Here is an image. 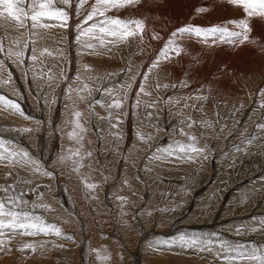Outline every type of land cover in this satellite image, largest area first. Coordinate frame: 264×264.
<instances>
[{
    "label": "bare ground",
    "instance_id": "1",
    "mask_svg": "<svg viewBox=\"0 0 264 264\" xmlns=\"http://www.w3.org/2000/svg\"><path fill=\"white\" fill-rule=\"evenodd\" d=\"M94 3L87 0L79 10L78 0L71 7L58 4L69 12L67 27L45 19L42 23L51 27L33 29L30 20L18 26L6 16L0 17V61L4 62L0 66V94L22 110L20 114L0 103V140L4 141L0 146L21 144L35 162L24 164L20 155H3L0 184H18L14 194L24 193L29 210L59 227L62 239L64 235L71 237L67 244L63 243L66 238L42 243L3 231L0 264H21L13 260L16 247L32 255L30 264L38 263L36 257L41 256H56L47 259V264H122L117 259L122 248L132 264H224V258L235 257L236 252L221 249L219 240L230 246L244 245L241 251L257 248V254L264 255V225L253 205L256 195L264 193V130L258 127L264 124V95L258 94L264 88V16L246 17L241 6L228 0H139L106 15L143 21L142 36L127 40L109 37L113 40L108 44L110 51H94L77 41L78 25L83 24ZM239 19H247L251 28L244 43L232 45L217 39L213 45L211 37L205 43L187 34L171 36L188 25H221L240 31L226 23ZM170 38L181 52L169 51L165 59L159 52ZM81 40L99 43L90 35ZM17 48L23 53L20 59ZM157 60L158 66L152 68ZM107 72L114 73H109L110 77ZM98 83L106 85L99 84V89ZM85 84L88 88L81 90ZM103 89H111V94ZM93 99L103 101L104 106L94 104ZM116 99L121 107L109 108ZM89 104H94L93 109ZM75 111L82 113L80 122L86 129L76 130L83 137L79 143L69 135L75 128ZM188 118L196 122L191 128ZM9 132L18 135L9 136ZM201 134L208 135L209 143L215 141V145L198 146L189 140V135L201 140ZM177 141L202 147L207 158L209 150L216 151L210 156L214 172L207 170V163L200 164L204 169L200 174H208L206 179L196 176V167L187 175L190 167L185 162L157 151L170 144L178 149ZM76 152L79 155L73 154ZM153 154L165 158L150 159ZM188 156L200 160L202 154L189 152ZM233 163L242 167L236 174L231 170ZM38 170L51 173L47 182L40 179L36 183H45L42 190L28 183L30 173ZM212 174L214 179H210ZM183 175L186 177L179 178ZM242 179L253 181L256 189L250 192ZM88 184L96 187L90 189ZM114 190L117 198L110 197ZM7 196L0 192L5 200ZM32 204L47 205L50 210H33ZM155 234L161 238L153 245L146 244V237ZM177 235L211 238L217 245H211V252L200 251L198 246L184 249L172 242ZM28 244L35 251L26 248ZM127 258L124 264H129ZM236 259L235 264L255 261ZM42 260L39 264L46 263Z\"/></svg>",
    "mask_w": 264,
    "mask_h": 264
},
{
    "label": "snow or ice",
    "instance_id": "2",
    "mask_svg": "<svg viewBox=\"0 0 264 264\" xmlns=\"http://www.w3.org/2000/svg\"><path fill=\"white\" fill-rule=\"evenodd\" d=\"M87 0H78L77 9L81 8ZM139 0H95V3L91 5V11L88 12L83 19V24L78 25L79 35L77 36V41L81 43L82 47L90 48L94 51L98 49L104 48L110 51L108 48V44L112 43L113 40H109L111 37L113 39L127 40L129 37H134L137 34L142 36L143 33V21L141 20H123L116 17L107 16L106 13L111 9L123 8L128 5H133L138 3ZM230 4L241 6L246 14V17H252L254 15L264 16V0H228ZM75 3V0H42V2L36 3L35 0H0V17H7L12 21H15L18 26H24L27 20L31 21V27L33 29L37 27H51L50 24L42 23L43 20L56 21L58 26L67 27L69 20V12L64 8L57 6L58 4H63L65 6L71 7ZM197 11H204V9H197ZM97 17H103V19H96ZM89 21H92L89 24ZM227 24L234 25L236 28L240 29V31H232L229 30L226 26L221 25H212L209 27H201V26H193L188 25L181 27L174 31L171 36L174 37L177 33L187 34L189 37H196L198 39L203 40L205 43L208 42L209 37L213 38V45L216 44L217 39L220 42L228 43L235 45L237 43H244L249 40V33L251 32V28L249 26L247 19H239V20H231L226 22ZM84 25H87L85 27ZM85 35H90L91 37L97 39L99 41L98 44H93L88 41H82L81 37ZM155 38V37H154ZM0 51H3V44L0 42ZM169 51H175L177 55L180 54L181 48L175 46V41L173 39H168L159 52V56L165 59H168ZM18 56L23 55V53H18ZM35 59V57H33ZM3 62L0 61V64ZM159 61H154L152 64V68L157 67ZM87 67V66H85ZM145 80L147 77H144ZM159 88L160 85L158 84ZM164 87H168V85H164ZM88 86L85 84L83 89L86 90ZM102 91H106L111 94V89H103ZM140 92H144V86H140ZM147 95L148 93H144ZM259 95H264V88H261ZM83 99V97H81ZM197 99H207V97H197ZM0 103H3L6 107H11L16 111H20L19 105L15 102L6 99L4 96H0ZM94 104H100L104 106L103 101L96 100ZM94 104H89L88 108L91 110L94 107ZM109 108L115 107L120 108L121 103L118 99L114 100L112 104L108 105ZM188 107V105H185ZM264 107V104L261 105ZM22 114V113H21ZM93 115L95 113L93 112ZM150 115V114H149ZM74 116L76 117L73 122L75 125L74 131L70 133L71 137H76L77 142L83 139L82 136L78 134L76 130L79 132H84L86 129L82 126L80 122V118L82 113L80 111H75ZM101 119H104L101 117ZM187 123V126L191 128L195 121H191ZM181 123H185V121H181ZM115 127V125H113ZM258 127L264 130V124L258 125ZM25 131H29L26 129ZM181 134L183 133L182 129H178ZM188 135V134H185ZM140 139L143 140L144 137L141 135ZM151 139V137H149ZM189 140L195 141L196 138L194 136L189 135ZM251 140H249V143ZM4 141L0 140V144H3ZM177 145L179 152L189 153V152H202L203 149H199L194 147L193 144L181 145L179 142H175ZM71 151V150H70ZM158 152L166 154V156H176L177 159L181 158L176 154L173 145H169L166 148H158ZM74 155H79L78 152L73 153ZM12 156L20 155L23 163H35L31 161L29 157V153L27 151H21L20 153H12ZM87 155H91L88 153ZM71 157H62L61 159H70ZM150 159H162L165 157L157 156L153 154ZM189 158H191L189 156ZM5 157L0 155V160H4ZM16 163H20V161H16ZM74 164L79 163V161H73ZM78 170V169H76ZM46 175H51V173H45ZM11 173H8L7 176H10ZM6 176V178H7ZM88 188L96 187L93 184H88ZM17 191L15 185H0V192L4 193H12L8 195L7 200L0 197V235H3V230L9 229L12 233H16L19 231L22 235L28 236H37L40 234L49 235L50 233L55 234L56 236H61V229L54 224L46 223L43 217L35 215L34 211H30L28 204L29 202L25 200L24 193L21 191L19 195H15L14 193ZM121 200L125 198L120 197ZM6 204L10 205V207L6 208ZM24 205V207H21ZM31 209H35L37 207H44L46 210H50V206L47 205H36L32 204ZM264 224V221H261ZM255 230V229H253ZM239 231V230H238ZM66 239H71V237H64ZM179 241L182 247H195L198 246V250L200 251H212L211 245L214 241L211 238L201 239L199 237H185L184 235L179 237ZM3 244V241H0V245ZM221 249L226 252H236V256H226L224 259L231 262L236 258L240 259H250L259 261L260 264H264V255L257 254L259 249L252 248L251 251H241L244 248V245L237 244L235 246H230L226 240H219V245ZM26 248H30L35 251V247L31 244L25 245ZM23 250V249H18ZM219 256V253H217Z\"/></svg>",
    "mask_w": 264,
    "mask_h": 264
},
{
    "label": "rangeland",
    "instance_id": "3",
    "mask_svg": "<svg viewBox=\"0 0 264 264\" xmlns=\"http://www.w3.org/2000/svg\"><path fill=\"white\" fill-rule=\"evenodd\" d=\"M29 40V39H28ZM45 42H43L42 44H44ZM29 44V43H28ZM44 46H45V44H44ZM47 47L49 46V45H46ZM46 49H48V48H46ZM17 51L18 50H20L19 48H17L16 49ZM16 51V52H17ZM18 53H21V50L18 52ZM20 57L21 56H18L17 58H19L20 59ZM4 63V62H3ZM22 64V63H21ZM0 66H2V64H0ZM108 73V76H110V74L109 73H114V72H107ZM111 77V76H110ZM100 83H98L97 84V87H99V89H100V85L102 84H100ZM103 86L104 85H106V83H103L102 84ZM0 96H1V94H0ZM35 100H36V98H35ZM93 101H94V99H93ZM9 108H11V107H9ZM12 110H13V108H11ZM20 109V108H19ZM14 111V110H13ZM19 113L21 114L22 113V110L20 109V111H19ZM80 120H82V119H80ZM18 133H19V131H17ZM17 132H13V133H10L9 132V136H14V134H17L18 135V133ZM1 134V133H0ZM88 138H92V135H90V136H87V139ZM196 138V137H195ZM201 138V140H195V144H197L198 146H202V145H204V144H209V145H211V146H214L215 145V141H214V143L212 142V143H209V141H210V138L208 137V135L206 136H203V134H201L200 135V137H199V139ZM203 139H204V141H203ZM213 141V140H212ZM197 142V143H196ZM22 143V142H21ZM201 144V145H200ZM213 144V145H212ZM9 145V146H8ZM11 145H15L14 147L13 146H11ZM84 145V144H83ZM11 146V147H10ZM1 148H0V155H4V156H6V157H8V158H12V151H14V153H20V151L21 150H25V147L24 146H22L21 144H19V145H17V144H8L7 143V145L6 146H0ZM9 148V149H8ZM14 148H15V150H14ZM19 148H21L20 150H17V149H19ZM197 148H199V149H203L202 147H197ZM6 149V150H5ZM12 149V150H11ZM3 150H4V152H3ZM9 150H11V151H9ZM82 151H84V149H81ZM204 150V149H203ZM17 151V152H16ZM154 151H156V150H154ZM153 151V152H154ZM175 151H176V154L177 155H179V157H181V158H179L178 160H180L182 163L183 162H185L184 164H187L189 167H190V170L186 173L187 175L188 174H191V172L192 171H195V169L197 168L198 169V174H196V176L198 175V177H201V179L202 178H205L206 179V177H208L207 175L208 174H206L205 172H203L202 174H200L202 171V169H203V167H201V165H206L207 163L208 164H210V167L207 169L208 171L209 170H211V173L212 172H214V159L213 160H211V158H210V156H212V155H214L215 154V152L216 151H213V150H209L210 151V156H209V158H207L205 155H203L204 153L203 152H200L201 154H202V156L200 157V160L199 159H197V158H195V156H196V154H195V156L194 157H191V158H189V156H188V153L186 154V153H184V152H179V149H175ZM5 153V154H4ZM9 153V154H8ZM180 153V154H179ZM195 153H197V152H195ZM7 154V155H6ZM212 154V155H211ZM148 155L150 156L151 154L150 153H148ZM82 157V156H81ZM213 158H215V156L213 157ZM85 159L88 161L89 159H87L86 157H85ZM197 159V160H196ZM201 159H202V161H201ZM204 160V161H203ZM210 160V161H209ZM194 161H196V162H194ZM199 161V162H198ZM197 163V164H196ZM201 164V165H200ZM213 164V165H212ZM198 165V166H197ZM212 165V166H211ZM194 167H196V168H194ZM199 167V168H198ZM206 167V166H205ZM242 167L240 166V165H238V164H235V163H233V167L231 168V170H232V173L233 174H236L237 172H239V170L241 169ZM192 169V170H191ZM204 170V169H203ZM206 170V171H207ZM191 171V172H190ZM45 173H48V171H46V170H38L37 172H35V173H33V174H31L30 173V177H29V180H28V183H29V185H31L34 189H37V187H39V189H44L45 188V183H42L40 186H36V183H38L39 182V180L40 179H43L44 180V182H47L49 179H50V177H49V175H46ZM219 173V175H220V177L222 178V176H221V174H220V172H218ZM185 174V175H186ZM205 174V175H204ZM118 175V174H117ZM185 175H183L182 177H179V178H184V177H186ZM165 176H167V175H165ZM161 177H164V176H161ZM115 178V177H114ZM214 179L215 178V175H213L212 174V177H210V179ZM172 179V178H171ZM173 179H177V178H173ZM199 179V178H198ZM109 180V179H108ZM242 180H244V179H242ZM202 181V180H201ZM245 181V183H246V185L247 186H249L250 188H249V190H250V192H252V191H254L255 189H256V184L253 182V181H247V180H244ZM1 185V184H0ZM15 185H18V184H15ZM114 185H116V184H114ZM115 192V193H114ZM4 193V192H3ZM205 193V192H204ZM5 194V193H4ZM7 195H9L8 193H7ZM114 195V196H113ZM118 195V192L116 191V190H114L111 194H110V197H118L117 196ZM8 197V196H7ZM36 205H38V204H36ZM253 205H256L257 206V208H258V210H259V212H258V216L259 217H261L262 218V221H264V193H258L257 195H256V197L254 198V202H253ZM40 210V209H39ZM37 212V211H36ZM109 212H111V210H110V208H109ZM132 212H135V211H132ZM34 214H37L38 216H39V214L38 213H34ZM90 216H92V215H90ZM135 216V215H134ZM95 217V216H94ZM136 219V218H135ZM91 220L93 221L94 219H92L91 218ZM137 221V220H136ZM264 225V224H263ZM93 226L94 227H96V225L93 223ZM97 228V227H96ZM3 231H10V230H3ZM17 233H19V231H17ZM104 234V233H103ZM102 234V235H103ZM159 236V237H157V236ZM43 236V237H42ZM49 237V239H48V241H47V238ZM52 236H55L56 238V240L52 237ZM104 236H105V234H104ZM150 235H148L147 237H146V244L148 243V242H151L150 244H152L153 245V243L152 242H154V240L156 241L157 239H160L161 237H160V235H158V234H155V235H151L150 237H149ZM178 236V235H177ZM61 237H63V235H61V236H56L55 234L53 235V233H50L49 235H43V234H40V235H37V236H28V235H24L22 238H24V239H22V240H26V241H28L29 239H31V238H37V240H39V241H41V240H43V241H41L42 243L44 242H46V243H56V242H59L58 241V239L57 238H61ZM64 237H65V235H64ZM156 237V238H155ZM179 237L180 236H178L177 238H174V236H173V238L171 239V240H173L172 242H176L177 241V243H180V241H179ZM152 238H155V239H152ZM6 239H8V240H11L12 238H6ZM55 241H54V240ZM62 239V238H61ZM64 239V238H63ZM62 239V240H63ZM88 239V238H87ZM162 239H164V238H162ZM167 239H169V238H167ZM176 239V240H175ZM71 241L70 239H66V241L65 240H63L64 242V244H67L69 241ZM213 246L214 245H217V243H213L212 244ZM148 246H151V245H148ZM13 247V246H12ZM69 247H70V245H69ZM182 247V246H181ZM120 248V247H119ZM184 248V247H183ZM187 247H185L184 249H186ZM18 249H20L19 247H16L15 249H14V251L16 252V256L15 257H13V260L14 261H18L19 263H21V264H30V262H32L33 261V258H31L30 257V253L29 252H22V251H20V250H18ZM53 249H55L54 248V245H53ZM123 249V248H122ZM122 249H120L121 250V253L120 254H117V255H119V256H117L118 258V261H121L122 262V264H124V260H125V258H127V257H129V254H128V252L124 249V251L125 252H127V253H125L124 251H122ZM149 251V250H148ZM166 251V250H165ZM165 251H163V252H161V253H166ZM39 253V252H38ZM56 253H57V251H55V255H56ZM124 253V254H123ZM154 253H156V252H154ZM158 254H159V252H157ZM156 253V254H157ZM160 253V255H162ZM60 254V253H59ZM125 257H124V256ZM163 255H167V254H163ZM7 256H8V254H7ZM32 256V255H31ZM127 256V257H126ZM56 257V256H55ZM55 257H53V259H55ZM37 258V260H39V261H37L38 263H36V264H39L40 263V259L41 258H43V262H46L45 264H47V259H49V260H53L52 259V257H45V256H41V258H39V257H36ZM39 258V259H38ZM121 258V259H120ZM116 260V259H115ZM129 261V262H128ZM224 261H225V263L224 264H235L236 262H234V261H237V259H234V260H232L231 262H229L228 260H226V259H224ZM131 262V259H129V258H127V263H129V264H132V263H130ZM256 262H259V261H254L253 262V264L254 263H256ZM212 263V262H211ZM44 264V263H43ZM87 264H88V262H87Z\"/></svg>",
    "mask_w": 264,
    "mask_h": 264
}]
</instances>
